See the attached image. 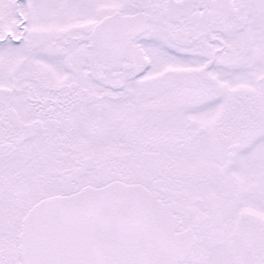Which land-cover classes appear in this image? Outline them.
Instances as JSON below:
<instances>
[{
  "label": "snow or ice",
  "instance_id": "1",
  "mask_svg": "<svg viewBox=\"0 0 264 264\" xmlns=\"http://www.w3.org/2000/svg\"><path fill=\"white\" fill-rule=\"evenodd\" d=\"M0 264H264V0H0Z\"/></svg>",
  "mask_w": 264,
  "mask_h": 264
}]
</instances>
